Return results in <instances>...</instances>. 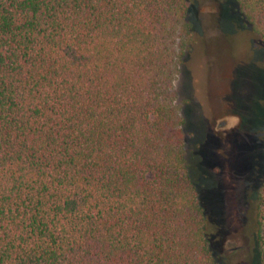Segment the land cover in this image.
<instances>
[{
    "label": "trees",
    "instance_id": "obj_1",
    "mask_svg": "<svg viewBox=\"0 0 264 264\" xmlns=\"http://www.w3.org/2000/svg\"><path fill=\"white\" fill-rule=\"evenodd\" d=\"M264 43V0H234ZM190 0H0V264H217L175 82ZM264 264V161L256 210Z\"/></svg>",
    "mask_w": 264,
    "mask_h": 264
},
{
    "label": "rangeland",
    "instance_id": "obj_2",
    "mask_svg": "<svg viewBox=\"0 0 264 264\" xmlns=\"http://www.w3.org/2000/svg\"><path fill=\"white\" fill-rule=\"evenodd\" d=\"M193 43L175 82L184 141L217 264H258L264 43L234 0H190Z\"/></svg>",
    "mask_w": 264,
    "mask_h": 264
}]
</instances>
